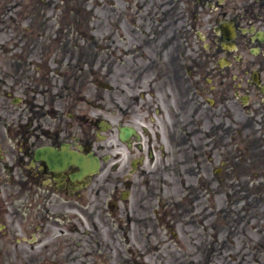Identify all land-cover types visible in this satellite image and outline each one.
<instances>
[{
    "label": "rangeland",
    "instance_id": "rangeland-1",
    "mask_svg": "<svg viewBox=\"0 0 264 264\" xmlns=\"http://www.w3.org/2000/svg\"><path fill=\"white\" fill-rule=\"evenodd\" d=\"M76 3L80 6H82L84 8V6H86L85 0H76ZM30 0H0V15H4V18H6V22L7 23H11V19L14 18L15 20H19L20 21H27L29 20V18H31V16H33L34 14V8L30 7ZM24 7V8H23ZM22 10V12H21ZM20 12H21V16H20ZM13 16V17H11ZM65 21H70L71 18L68 17L67 15L64 17ZM4 35L2 34V32H0V42L2 41ZM27 47L24 48V50H26ZM88 80V78H87ZM87 80L84 81V84L86 85ZM76 96V94L73 92V94L71 95L70 98H74ZM68 103H72V105L68 108V112L72 115H76V116H80L81 114H83L85 111V109L82 108V103L80 102H68ZM152 115L154 116V112L150 113L148 111V116L144 114L143 116V122H144V126H148L152 129L158 128L160 134L163 133L164 131V124L162 123L161 120H159L156 123L151 124L149 122V116ZM102 116V115H101ZM138 125H141L140 123H137ZM111 138L114 142V137L112 134H107V139ZM100 145V144H99ZM115 142H114V147L110 148L109 152L111 153H115ZM100 149V146H98ZM118 157L114 156L113 159H115V163L118 162ZM114 161L111 160L108 164L104 165V170L103 173L101 175L104 176V173L108 172L111 167H112V163ZM115 166V164H114ZM127 167V164H123L119 167V172H121V168L122 170H124ZM204 176H206L205 173H203ZM185 176V175H177V182L173 183L172 186H170L169 189L166 190L163 198L160 200V202L162 201L163 204H165L166 206H169V208H165L168 210V212L171 214V205H175L177 206V212H182V213H189L191 212H195L197 213V210L195 208V205L193 204L195 201V193H187L189 190L185 188V185H188V181L190 179H183L179 178V177ZM187 182V183H186ZM177 183V184H176ZM177 185V186H176ZM256 195L254 196L256 198V200L260 201V205L264 203V187L261 185L259 188L256 189ZM210 204L213 205V208H217V209H228L229 212L232 208L236 209V206L240 200V198H243L244 200L246 199L244 196V192L243 189H239L238 187H234L233 185H227V186H218V185H214L212 190L210 191ZM151 194V193H149ZM253 196V195H250ZM31 202V207L28 210V216L29 219L30 218H34L39 216L40 214V210L39 208L36 206L38 203V199L34 197L31 198L30 200ZM132 204V201H129L128 203H125V207H121L122 209H124V212L127 211V208H130V205ZM152 209L149 211V217L153 216V212ZM250 209V208H249ZM246 210V213L249 211ZM117 211V210H116ZM212 211V210H211ZM234 212V211H233ZM116 213V212H115ZM118 213H120V211H118ZM173 216V215H171ZM191 217H193L192 215H190ZM174 217V216H173ZM205 217H202L201 219H204ZM108 222H110L111 220H107ZM164 222L166 223H170L171 222V218L170 215L165 216L164 218ZM84 223L88 229V226H90L91 229V233L88 234V232L86 231L85 233V240H84V251L82 253H78V260H86L88 262V264H98V262L101 260V255L96 252L97 251V245L98 242H102V244H105L106 242L110 244V249L105 251L103 250L102 252V261L103 258L106 259L108 264H116V260L118 262V260H120L123 255L125 254V252L122 250L120 242L118 240H123L124 236L127 235V231H129L131 229V225L129 223V225L126 227L121 226L120 223H118V225L116 226V230L115 233L118 234V236L116 235V239L117 242L114 243L110 240V232L108 231V229L105 227V225L103 224V222L100 220V218H95L92 219L90 218V216L86 213L84 214ZM102 223V224H101ZM194 223L193 221L189 220V219H185L184 217H180L177 216V225L175 226V232L176 235L178 234H182L185 235V233L188 235L189 230H191L192 226L191 224ZM139 228V232H142V229L140 227ZM138 233V232H137ZM131 239L134 243H139L137 240H141L140 235L136 234V232H132ZM110 235V236H109ZM98 239V241H97ZM8 240L6 241L7 244ZM187 242V241H186ZM185 242V243H186ZM4 242L1 243L2 247L4 249H6V245ZM188 244V243H187ZM25 246V245H23ZM20 247V251L18 252L19 255L21 256V263L19 262V264H28L30 263V260L32 258H34L33 256H36L37 254L35 253H29L26 251V253L24 252V247ZM8 247V246H7ZM187 247H192V244H188ZM195 249V248H194ZM78 250V249H77ZM99 251V250H98ZM143 252V251H142ZM71 253V252H70ZM2 254L7 255V252H3ZM70 255V254H69ZM146 264H151V261H146ZM174 264H179L178 262H175Z\"/></svg>",
    "mask_w": 264,
    "mask_h": 264
},
{
    "label": "flooded vegetation",
    "instance_id": "flooded-vegetation-1",
    "mask_svg": "<svg viewBox=\"0 0 264 264\" xmlns=\"http://www.w3.org/2000/svg\"><path fill=\"white\" fill-rule=\"evenodd\" d=\"M243 1L246 4V5H244L245 7H247V5L250 6V8L253 11H255L256 13H260L262 11L263 4L261 3L260 0H243ZM252 10H251V12L248 10L247 13L250 14L251 17H254L256 19L257 16L253 14ZM256 28L264 29V12L260 14L259 19L256 22ZM254 45L255 46L256 45H260V47H262L264 44L254 43ZM258 59L261 61L262 59H264V57L263 58L259 57ZM238 66L243 71H246L247 68H245V67H250L251 66V61L247 57H242L240 59V62L238 64ZM256 68L258 70H261L262 69L261 64L257 65ZM239 73H241V72L239 71ZM260 76H261V74H260ZM242 77H243V75L241 76V79H242ZM261 81H262V83H264V79H263L262 76H261ZM25 126H26V128H25L26 130H28L29 128L34 127V126L39 127V129L41 128V126H39V125H31L30 127H28L27 124H20L17 127V130H20V127L24 128ZM40 130L42 131V129H40ZM62 130H64V128H62ZM33 133L36 134L37 132L34 131ZM18 134H20V133H17L15 135H18ZM48 136L50 137V139L53 142H56V143L58 142V146L60 145L61 140H63L62 137H59L60 136L59 134L55 136L54 134L50 133V134H48ZM14 139H16V138H14ZM53 142H51V144H55L56 145V143H53ZM65 142H68V140H65ZM18 144H19V146L21 145L20 140L18 141ZM17 151H20V149L18 148L17 150H15V152H17ZM3 166H4L3 169L5 171V163H4ZM13 174L14 175H12V179H10L9 181H5L4 180V181L0 182V193H1L0 196L2 194L6 193V196L1 197L2 201L0 202V221L1 222H4L5 221V217L11 212V201H12V199L14 198V203L16 202V197H17L18 193L16 191H13L12 189L16 188V186H19V184H20V179L18 177V175H19V161H17V162L15 161ZM3 190H5V191H3ZM18 202H19V198L17 199V202L15 203L14 210H13L14 211V217L17 218V219L19 217L17 210H20V205L18 206ZM8 218L11 220V223H10L11 226H16L17 225L16 221L12 219L11 214L9 215ZM4 227H5L4 229L0 230V241L1 240L2 241L7 240L8 239V235L13 234V232H10V230L7 229L5 225H4Z\"/></svg>",
    "mask_w": 264,
    "mask_h": 264
}]
</instances>
